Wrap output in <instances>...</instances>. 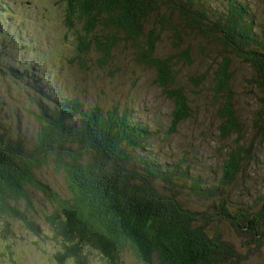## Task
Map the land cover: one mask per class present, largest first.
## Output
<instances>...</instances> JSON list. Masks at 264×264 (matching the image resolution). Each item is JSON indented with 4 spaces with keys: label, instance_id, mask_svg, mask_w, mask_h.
<instances>
[{
    "label": "trees",
    "instance_id": "trees-1",
    "mask_svg": "<svg viewBox=\"0 0 264 264\" xmlns=\"http://www.w3.org/2000/svg\"><path fill=\"white\" fill-rule=\"evenodd\" d=\"M64 2V26L76 36L80 70L120 65L116 50L129 43L137 63L155 71L154 86L172 105L168 127L154 129L114 103L86 108L78 98L50 96L46 79L29 65H7L9 51L21 49L0 21V75L30 92L35 107L28 113L37 124L30 134L0 121V241L15 246L21 243L12 239L15 232L30 233L40 239L34 249L45 252L50 241L55 246L49 258L57 264H92V258L122 264L126 253L140 264H248L264 251V182L249 206L235 197L234 186L249 184L255 166L264 164V24L241 0H225L216 9L209 0ZM259 5L264 14V0ZM166 32L176 51L171 56L159 51ZM189 32L222 50L210 76L181 73L179 63L196 64L184 36ZM237 62L253 70L246 94L261 96L253 119L237 108ZM40 72L46 73L42 67ZM208 78L213 96L223 100L213 141L236 137L221 149L219 171L199 169L195 138L183 143L178 158H165L154 146L197 113L188 88L197 94ZM44 173L61 177L67 194L44 181ZM249 188L250 194L238 192L253 201ZM44 226L52 240L44 239Z\"/></svg>",
    "mask_w": 264,
    "mask_h": 264
},
{
    "label": "rangeland",
    "instance_id": "rangeland-1",
    "mask_svg": "<svg viewBox=\"0 0 264 264\" xmlns=\"http://www.w3.org/2000/svg\"><path fill=\"white\" fill-rule=\"evenodd\" d=\"M213 9L225 4V0H209ZM247 1L256 22L264 24V14L260 8L259 0ZM3 12L1 18L4 25L15 37V43L21 50L9 51L10 61L7 65L27 67L32 73L38 72L46 79L44 88L50 96L56 98H78L86 108L92 105L108 107L113 103L120 108H129L132 116L152 128L168 127V112L172 105L162 95L161 90L154 86L155 71L137 63L135 50L129 43H123L115 54V61L122 60L120 65L114 63L107 68L92 67L89 71H82L74 58L76 56V36L74 32L64 26L65 8L64 0H0ZM157 18L156 15H154ZM153 19H150L152 22ZM184 34L187 45L192 49L191 55L196 62L191 66L179 63L182 74L207 73L211 70L215 59L221 58L222 50L213 40L207 39L196 32ZM187 48V46H184ZM203 48V52L201 51ZM159 51L163 56H171L176 53L173 47L172 34L166 32L162 35ZM38 62L40 65H38ZM120 66V67H119ZM41 67L46 73H41ZM234 88L235 99L239 100L238 110L244 118H252L262 109L261 96L246 94L248 91V78L253 70L248 65L237 62ZM253 92V87L250 89ZM190 99L198 111L191 120L186 121L177 134L172 135L167 141L162 142V136L154 142L156 151H161L163 157L174 156L178 158L183 149V143L188 139L195 138L196 149L199 151V159L196 161L202 171L203 165L211 166L219 171L222 165L223 150L227 145H234L236 137H232L223 144L214 142L215 132L218 138L216 112L223 104L210 90L209 78L205 85L196 90L197 94L188 88ZM30 92L18 81L0 75V121L8 129L32 134L36 127L34 117L28 113L35 107L29 101ZM249 102L252 106L249 107ZM221 149H223L221 151ZM217 150V152H216ZM264 161V160H263ZM207 167L205 168V170ZM255 175L249 184L239 183L234 186L235 197L246 202L247 206L255 204V199L260 195L255 193L264 182V164L255 166ZM253 173V170H252ZM58 192L67 194L66 185L61 177L44 173L41 177ZM253 185V201L246 200L241 193L250 194ZM240 190L241 193L238 192ZM43 200V199H41ZM201 200V199H199ZM45 201H43L44 203ZM211 200L206 201V205ZM47 204V203H45ZM42 226V225H41ZM44 239L52 240V232L47 226L43 227ZM19 232V231H18ZM12 239L20 241L18 245H12V241H0V264H10L2 255L3 251H13L16 258L25 264H52L47 255L51 254L54 243L46 241L43 246L45 251L34 249L39 238L30 233L19 232ZM5 261L7 263H5ZM92 264H105L102 260L92 258ZM122 264H140L129 253L122 256ZM248 264H264V251L254 254Z\"/></svg>",
    "mask_w": 264,
    "mask_h": 264
}]
</instances>
